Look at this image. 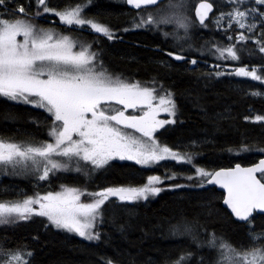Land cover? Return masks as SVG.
<instances>
[{"label": "snow or ice", "instance_id": "1", "mask_svg": "<svg viewBox=\"0 0 264 264\" xmlns=\"http://www.w3.org/2000/svg\"><path fill=\"white\" fill-rule=\"evenodd\" d=\"M123 2L135 11L129 26L121 29L124 32L147 29L168 37L183 30L184 37L178 36L183 39L194 26L208 28L210 23L225 34L227 44L205 41L204 46L193 49L189 44L188 49L181 47L166 55L190 64L193 71L199 63H207L204 57H212L217 61L211 65L213 71L202 72V76L233 75L264 85V65L251 69L247 65L225 66L228 61H240L245 51L251 55L249 42L264 56V0H221L228 10L221 7L211 20L214 4L209 0H200L194 10L195 20L188 15V0H168L167 5H162V0ZM28 4L29 9L35 7L34 12L16 4V0H0V98L43 110L45 119L34 123L43 124L47 138L0 136V174L32 177L37 182V190L31 195L21 192L18 199H0V226L44 218V227L99 242L103 227L109 219H115L118 210L148 201L166 190L162 187L166 180L182 178L189 184L176 183L169 188L197 187L212 193L218 186L224 190L222 205L236 221L244 222L247 239L233 243L223 234L210 232L199 221L184 220L172 225L170 231L188 237L190 244L175 258L170 254L166 264H197L194 256H199L198 264H206L200 255L203 250L215 254V264H264V229L257 230L254 223L257 216H264V159L250 167L237 163L209 170L197 163L200 153L195 141L174 146L162 142L157 133L177 123L176 94L155 77L142 82L108 69L98 40H88L82 34L89 31L109 41L120 37L116 29L87 14L93 0L63 8L51 0H28ZM45 16L58 18L65 30L33 22ZM168 27L172 32L164 30ZM76 32L81 35H74ZM188 50H194L202 59L186 56ZM250 94L264 95L260 91ZM162 113L171 118L161 119ZM244 119L264 125V115ZM228 150L239 154L251 148L242 143ZM259 151L264 152V148ZM169 160L190 166L191 174L149 175L141 185L99 190L68 184H60L59 191L38 190L41 182L51 186L65 173L91 178L114 166L113 161H131L150 168ZM205 207L208 216L219 214L211 196ZM33 257L34 251L26 246L12 247L7 237H0V264H32ZM101 264L118 262L102 257Z\"/></svg>", "mask_w": 264, "mask_h": 264}, {"label": "trees", "instance_id": "2", "mask_svg": "<svg viewBox=\"0 0 264 264\" xmlns=\"http://www.w3.org/2000/svg\"><path fill=\"white\" fill-rule=\"evenodd\" d=\"M209 1L216 7L213 15L217 14L221 0ZM58 2L61 4L64 1ZM103 3L102 7H108L105 8L110 16L108 19L115 23L121 24L135 14L127 6ZM16 4H23L29 9L28 0H16ZM222 6L227 8L226 4ZM34 8L33 6L29 11L34 12ZM93 9L92 4L87 14H94ZM101 10L99 8V12ZM12 12L15 14V11ZM45 17L36 21L42 25H51L52 23L41 19L54 17ZM220 33L202 32L199 29L194 32V41L197 46L207 39L223 43ZM96 36L100 47H104L106 54L111 56V63L115 67L113 71L142 82L155 77L176 94L177 123L158 132L157 136L162 142L174 146L188 145L195 141L199 145L197 150L200 153L197 163L209 170L232 167L236 163L250 165L262 157L264 152L259 149L264 148V125L244 119L246 116L264 115V95L250 94L253 91L264 93V85L260 82L233 75L219 78L202 76V72L213 71L208 63H199L193 71L190 64L168 57L167 51H179V48L172 46L158 33L136 30L119 33L121 39L112 41L98 34ZM247 48L257 54L254 43L249 42ZM184 54L198 57V61L202 59L197 53ZM262 57L256 61L244 60L242 63L264 65V56ZM203 59L213 61L211 57ZM163 62L171 67H165ZM46 115L43 110L34 109L30 105L0 98V136L25 139L34 135L38 140L46 139L43 124L34 123L35 120H44ZM242 143L248 144L251 151H240L237 154L228 150L236 149ZM112 163L114 166L99 171L94 178L91 177L90 182L99 188L128 184L135 186L145 183L149 175L165 176L167 171L184 174L192 172L190 166L171 161H163L150 168L131 161ZM71 181L78 184L83 182L79 176L62 174L60 179L51 182V186L41 182L38 190L51 191L55 186L70 184ZM173 183L189 184L182 178L174 180ZM36 184L32 177L0 174V199H18L21 192L31 195L37 190ZM221 194L215 188L209 193L201 188L186 187L164 191L146 202L129 204L117 211L114 220H108L102 229V240L99 242L86 241L51 226L44 227V218L35 217L31 221L0 226V237H7L12 247L26 246L27 250L34 251L32 264H101L102 257L111 258L118 264H166L170 254L175 258L190 244L188 237L175 235L170 231L172 225L184 220L199 221L204 227L211 228L218 235L223 234L233 243L247 239L245 224L229 215L230 212L222 205ZM209 196L215 202L218 215H207L209 209L205 204ZM254 223L257 230L264 229V216H257ZM192 250L196 251L195 248ZM208 252L203 250L200 255L204 257L206 264H214L207 256ZM193 260L198 264L199 256H194Z\"/></svg>", "mask_w": 264, "mask_h": 264}, {"label": "rangeland", "instance_id": "3", "mask_svg": "<svg viewBox=\"0 0 264 264\" xmlns=\"http://www.w3.org/2000/svg\"><path fill=\"white\" fill-rule=\"evenodd\" d=\"M76 1H78V0H75L72 4H74ZM103 1L104 2H106V3H110V4H115V5H123V6H127L129 9H131V7L130 6H128V5H126L124 2H123V0H94L93 1V6H94V9L93 10H95V13L94 14H89V16H91V17H94V18H96V19H98L99 21H101V22H103V23H106V24H108V25H110L111 27H113L114 29L115 28H118L119 26H123L122 27V29L124 28V27H128L129 26V20H127V19H131V17L132 16H134V15H132L131 17H129V18H126V21H124L123 23H121V24H118V23H115L114 21H111V20H109L108 18L110 17L108 14H107V12L105 11V8H108L107 6H104V7H102L101 5L102 4H104L103 3ZM193 0H188V8H187V10H188V15H190L191 17H192V19L193 20H195V16H194V9H195V6H196V4H197V2L199 1V0H194L193 2H192ZM216 1H218V0H216ZM56 3H59V2H56ZM79 3V2H78ZM167 3H168V0H164L163 1V3H162V5H167ZM60 6V5H59ZM109 6H111V5H109ZM61 7V6H60ZM111 7H113V6H111ZM221 7H223L222 5H221V3H220V8ZM26 8V7H25ZM62 8V7H61ZM99 8H102V10H101V12H99ZM132 10V9H131ZM224 10H228L226 7L224 8ZM13 11H15V9L13 10ZM132 11H134V10H132ZM135 12V11H134ZM14 12H12V14H13ZM218 14V13H217ZM48 17H53V16H48ZM126 17H128L127 15H126ZM56 18V17H55ZM47 19H50V18H47ZM56 19H58V18H56ZM34 23H39V22H37L36 20H34L33 21ZM39 24H41V23H39ZM42 26H44V27H56L59 31H64V29H62L61 27H63V26H60V25H57V24H51V25H49V24H46V25H42ZM64 28V27H63ZM200 29V31H202V32H221L220 33V36L222 37V39H223V43L224 44H227L228 43V41H227V39H226V37H225V34L222 32V31H220V30H218V29H216L215 27H213L211 24H209V27L208 28H200L198 25L197 26H194L191 30H190V32H189V34H188V36L187 37H185V38H183V39H178V36L179 37H184V32H183V30H180L179 32H178V34L177 35H169L168 37H164L162 34H161V32H158V31H155V30H147V29H144L145 31H149V32H152V33H158V34H160L161 35V37L164 39V40H166V41H169L170 42V44L172 45V46H174V47H177V48H181V47H183L184 49H188V46H189V44H191L192 46H193V49L194 48H198V47H201V46H204V44H205V41H211V39H207V40H205V41H203V44L202 45H200V46H197L196 45V43H195V41H194V32L196 31V30H199ZM138 30H141V29H138ZM164 30H166V31H169V32H172V28L171 27H168V28H165ZM134 31H136V30H134ZM119 32H123V33H128V32H131V31H128V32H124V31H122V30H118L117 31V33H119ZM87 34V35H86ZM94 34V33H93ZM229 34H232V33H229ZM74 35H81V33H78V34H74ZM83 37L84 38H86V39H88V40H93V39H97V36H96V34H94V35H91V36H89L88 35V33H86V32H84L83 34ZM118 35V34H117ZM203 35V34H202ZM203 36H206V34L205 35H203ZM119 39H121V38H119ZM98 40V39H97ZM103 49V48H102ZM186 52H188V53H197V52H195L194 50H188V51H185V53ZM256 53L257 54H255L254 52H252V54L251 55H249L247 52H243V53H241V60L240 61H238V62H236V61H228V62H226V67H240V66H245V65H247L250 69L252 68V67H254V66H262V65H257L256 63H253V61H256V60H258V59H260V58H263L262 57V54H260L259 52H258V50H256ZM103 54H104V61H105V65L108 67V69H111L110 71H112L113 73H116V71H113L112 69H114L115 67L112 65V63H111V60H110V55H108V54H106V51L103 49ZM198 54V53H197ZM194 58H196L197 60L199 59L198 57H194ZM212 58V57H211ZM213 59V61H207V63L211 66L212 64H215V63H217V61L214 59V58H212ZM244 60H253L252 62H250V63H253V64H243L242 63V61H244ZM244 63H246V61L244 62ZM222 70V69H221ZM116 74H119V73H116ZM123 75V74H122ZM123 76H125V75H123ZM129 79H131V78H129ZM130 112L132 111V110H129ZM160 118L161 119H170L171 117H169L166 113H162L161 114V116H160ZM176 119H178V112H177V118ZM166 126H168V125H166ZM165 126V127H166ZM158 134V133H157ZM169 161H171V160H169ZM163 162V161H162ZM171 162H174V163H177V162H175V161H171ZM99 172V171H98ZM98 172H96V173H94L91 177L92 178H94L95 176H96V174L98 173ZM171 172H174V171H167L166 173L168 174V173H171ZM65 175H70L71 177H74V176H79L80 178H82V180H83V182L82 183H80V184H78L77 182H70V184H68V185H70V186H86L89 190H99L100 188L96 185V184H93V183H91L90 182V179L91 178H88V177H84V176H81V175H79V174H76V173H65ZM161 177H164V176H162V175H160ZM78 179V177H76L75 178V180H77ZM173 181L174 180H166L165 181V184L162 186V187H164L166 190H164V191H167V190H172V189H170L169 188V186L170 185H172V184H175V183H173ZM73 185H72V184ZM77 183V184H76ZM59 186L60 185H58V186H55L51 191H59L60 190V188H59ZM164 191H162V192H164ZM161 192V193H162ZM157 197V196H156ZM154 197H150L149 198V200H151V199H153ZM113 199H115V198H113ZM140 202H146V201H140ZM140 202H138V203H140ZM210 232L212 231V229L211 228H207ZM73 235H76V234H74V233H72ZM76 236H78V235H76ZM82 238V237H81ZM208 255V257H209V259L211 260V262L212 263H214L215 264V254L214 253H212V252H208L207 253ZM213 255V256H212Z\"/></svg>", "mask_w": 264, "mask_h": 264}, {"label": "flooded vegetation", "instance_id": "4", "mask_svg": "<svg viewBox=\"0 0 264 264\" xmlns=\"http://www.w3.org/2000/svg\"><path fill=\"white\" fill-rule=\"evenodd\" d=\"M59 0H51V3L52 4H54V5H60L62 8L64 7V6H66V5H74V4H76V3H78V2H82V0H78V1H76L74 4H72L75 0H62V1H64L63 3H61V4H59V3H56V2H58ZM128 8V7H127ZM88 10V9H87ZM86 10V11H87ZM134 15V14H133ZM41 20H43V21H45V22H50V23H52V24H57V25H60L59 24V21H58V19H56L55 17L53 18V19H41ZM129 20V22H130V20L131 19H128ZM41 23V22H40ZM43 23V22H42ZM60 26H62V25H60ZM64 27V26H63ZM63 27H61L62 29H64L65 30V28H63ZM118 30H121V29H118ZM117 30V31H118ZM137 31H145L144 29H141V30H137ZM86 33H88V35L89 36H91V35H94V34H91V32H89V31H85ZM79 32H76V33H73V34H78ZM119 33H123V32H119ZM119 33H117V34H119ZM87 35V34H86ZM109 70H111V69H109ZM211 187V186H210ZM215 188V187H214ZM216 189V188H215ZM219 191V190H218ZM221 192V191H220ZM221 202H222V199H221Z\"/></svg>", "mask_w": 264, "mask_h": 264}, {"label": "water", "instance_id": "5", "mask_svg": "<svg viewBox=\"0 0 264 264\" xmlns=\"http://www.w3.org/2000/svg\"><path fill=\"white\" fill-rule=\"evenodd\" d=\"M162 1H164V0H162ZM200 2V1H199ZM199 2L197 3V5H196V7L198 6V4H199ZM209 2H211V1H209ZM195 7V8H196ZM214 11H215V5H214ZM214 13V12H213ZM212 13V14H213ZM212 14H210V17H209V20H210V18H211V16H212ZM261 159H264V156H262V157H260L255 163H253V164H250V165H243V164H241V163H239V164H241L242 166H244V167H250V166H253L254 164H256V163H258ZM237 164V163H236ZM234 166H235V164H234ZM234 166H232V167H234ZM217 170H219V169H217ZM212 187V186H211ZM217 190H219V191H224V190H221V189H219V187L218 186H214ZM225 208H227L226 206H224ZM229 212H230V210L229 209H227ZM234 217V216H233ZM235 219V218H234ZM236 220V219H235ZM242 223H244V222H242Z\"/></svg>", "mask_w": 264, "mask_h": 264}, {"label": "bare ground", "instance_id": "6", "mask_svg": "<svg viewBox=\"0 0 264 264\" xmlns=\"http://www.w3.org/2000/svg\"><path fill=\"white\" fill-rule=\"evenodd\" d=\"M196 5H197V4H196ZM34 9H35V8H34ZM13 10H14V9H13ZM30 10H31V9H30ZM215 10H216V7H215ZM214 12H215V11H214ZM213 14H214V13H213ZM213 14H212V15H213ZM45 18H46V17H45ZM45 18H44V19H45ZM100 43H101V42H100ZM100 45H101V44H100ZM102 48H104V47H102ZM212 256H213V255H212ZM211 260H212V259H211Z\"/></svg>", "mask_w": 264, "mask_h": 264}]
</instances>
